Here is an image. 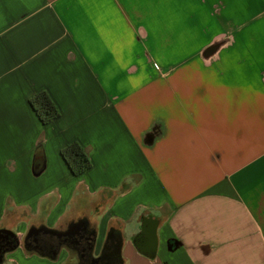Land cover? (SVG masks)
I'll return each mask as SVG.
<instances>
[{"label":"crops","instance_id":"crops-1","mask_svg":"<svg viewBox=\"0 0 264 264\" xmlns=\"http://www.w3.org/2000/svg\"><path fill=\"white\" fill-rule=\"evenodd\" d=\"M73 225L91 259L121 238L119 264H264V0H0L1 264H78L24 241Z\"/></svg>","mask_w":264,"mask_h":264},{"label":"trees","instance_id":"trees-1","mask_svg":"<svg viewBox=\"0 0 264 264\" xmlns=\"http://www.w3.org/2000/svg\"><path fill=\"white\" fill-rule=\"evenodd\" d=\"M29 104L42 124H48L60 116L59 109L57 108V106L55 105L49 94L45 91H40L35 93L29 99ZM60 155L64 160L66 166L68 167L69 171L74 176L81 175L90 167V163L85 151L76 142L64 146L60 151ZM11 238L13 239V242L10 245H8L5 249H10L17 244V239L15 234L11 236ZM46 245H47V249H38V251H40V253H46V252L49 254L52 253L53 256V254L57 252V249L61 244H59L57 240H54L53 238H49L46 241ZM92 245H93V237L90 244L91 248ZM111 250H112V244L108 242L107 244H105L104 250L98 259H94V258L91 259V257H89L90 251L88 253V258L91 259L92 261L93 260L98 261L101 259L103 255L110 253Z\"/></svg>","mask_w":264,"mask_h":264},{"label":"flooded vegetation","instance_id":"flooded-vegetation-1","mask_svg":"<svg viewBox=\"0 0 264 264\" xmlns=\"http://www.w3.org/2000/svg\"><path fill=\"white\" fill-rule=\"evenodd\" d=\"M75 230V228H72L67 231V235L61 236L40 232L29 237L25 236L24 241L29 247H35L37 249H47L46 241L49 238H53L54 240H57L59 244H67L71 248L80 252V255H82V259L78 264H119V261L116 259V257L110 255V253L103 255L98 261H92L91 259H89L88 253L91 250L90 244L92 241V233L88 230H84L83 228L78 233H76ZM12 242L13 239L11 238V236L0 238V253Z\"/></svg>","mask_w":264,"mask_h":264},{"label":"water","instance_id":"water-1","mask_svg":"<svg viewBox=\"0 0 264 264\" xmlns=\"http://www.w3.org/2000/svg\"><path fill=\"white\" fill-rule=\"evenodd\" d=\"M74 227H75L74 225L71 226L69 228V230L74 228ZM156 227H157V220L153 219L152 216H147V217L143 218L142 225H141V232L145 235L146 240L144 242V245L140 246L139 249L141 251H143V253H145L148 256L151 255V253H154L156 250V245H157L156 234H155ZM40 232L56 234L58 236L68 234L67 231L66 232H57L55 230L46 229V228L31 227L27 231L26 237H29L31 235H36L37 233H40ZM13 235H14V233L11 230L0 228V238H5L7 236H13ZM17 245H18V243L10 249H4L1 251V253H0V264L3 262L4 254L15 249L17 247ZM120 248H121V238L119 239L118 242H116L113 245V248L110 252V255L119 257Z\"/></svg>","mask_w":264,"mask_h":264}]
</instances>
